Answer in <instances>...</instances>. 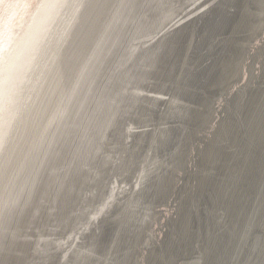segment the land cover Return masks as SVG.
Segmentation results:
<instances>
[{
    "label": "bare ground",
    "instance_id": "obj_1",
    "mask_svg": "<svg viewBox=\"0 0 264 264\" xmlns=\"http://www.w3.org/2000/svg\"><path fill=\"white\" fill-rule=\"evenodd\" d=\"M262 17L0 0V264H264Z\"/></svg>",
    "mask_w": 264,
    "mask_h": 264
},
{
    "label": "rangeland",
    "instance_id": "obj_2",
    "mask_svg": "<svg viewBox=\"0 0 264 264\" xmlns=\"http://www.w3.org/2000/svg\"><path fill=\"white\" fill-rule=\"evenodd\" d=\"M191 10V9H190ZM189 12V10L184 14V16L187 14ZM180 27V26H179ZM178 28V26L177 27H175V29H173V31L174 30H176ZM148 118H152L151 116H148ZM81 206H82V203L80 202V204H77V206H76V209L77 210H79L80 208H81ZM51 218H54V217H51ZM54 223H56V221L55 222H51V224H54ZM73 226H75L74 224L71 226V227H73ZM58 228H57V230L54 232V234H56V236H67V238L68 237H70L71 235H73V234H75V233H77V232H84V230H85V227L86 226H83L82 224H77V227H81L79 230H72L71 228H67V227H65V225L64 224H62V226H61V228H59V226H57ZM64 227V228H63ZM70 231V232H69ZM58 233H59V235H58ZM21 235V239L20 240H25V235L24 236H22V234H20ZM27 235V234H26ZM15 242V241H14ZM55 251H50V253L52 254V253H54ZM27 262H28V259H27ZM24 263V261L22 262H20V264H23ZM18 264V263H17Z\"/></svg>",
    "mask_w": 264,
    "mask_h": 264
},
{
    "label": "water",
    "instance_id": "obj_3",
    "mask_svg": "<svg viewBox=\"0 0 264 264\" xmlns=\"http://www.w3.org/2000/svg\"><path fill=\"white\" fill-rule=\"evenodd\" d=\"M89 4V3H88ZM88 4L86 5V7H85V9H87V7H88ZM84 9V10H85ZM81 18V19H80ZM82 19H83V15H81V17H79V19L77 20V23L78 24H75V27H74V29L72 30V31H75L76 29H77V27L80 25V23L82 22ZM80 20V21H79ZM79 21V22H78ZM71 31V32H72Z\"/></svg>",
    "mask_w": 264,
    "mask_h": 264
},
{
    "label": "snow or ice",
    "instance_id": "obj_4",
    "mask_svg": "<svg viewBox=\"0 0 264 264\" xmlns=\"http://www.w3.org/2000/svg\"><path fill=\"white\" fill-rule=\"evenodd\" d=\"M262 18H264V17H262Z\"/></svg>",
    "mask_w": 264,
    "mask_h": 264
}]
</instances>
